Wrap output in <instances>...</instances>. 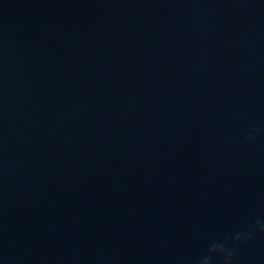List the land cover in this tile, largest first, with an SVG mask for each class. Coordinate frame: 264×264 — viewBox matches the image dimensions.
<instances>
[{
  "label": "water",
  "instance_id": "water-1",
  "mask_svg": "<svg viewBox=\"0 0 264 264\" xmlns=\"http://www.w3.org/2000/svg\"><path fill=\"white\" fill-rule=\"evenodd\" d=\"M258 222L264 0H0V264H264Z\"/></svg>",
  "mask_w": 264,
  "mask_h": 264
},
{
  "label": "clouds",
  "instance_id": "clouds-1",
  "mask_svg": "<svg viewBox=\"0 0 264 264\" xmlns=\"http://www.w3.org/2000/svg\"><path fill=\"white\" fill-rule=\"evenodd\" d=\"M257 227H259L261 231H264V224H260L258 222ZM236 239L239 240L240 237H237ZM211 255L222 257L223 264H231L232 252L231 250L227 249L224 244L214 245L210 250V256L203 258L201 264H211Z\"/></svg>",
  "mask_w": 264,
  "mask_h": 264
}]
</instances>
